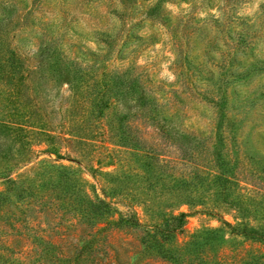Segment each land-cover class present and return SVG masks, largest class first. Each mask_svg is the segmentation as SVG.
<instances>
[{
    "label": "rangeland",
    "instance_id": "obj_1",
    "mask_svg": "<svg viewBox=\"0 0 264 264\" xmlns=\"http://www.w3.org/2000/svg\"><path fill=\"white\" fill-rule=\"evenodd\" d=\"M261 233L264 0H0V264H264Z\"/></svg>",
    "mask_w": 264,
    "mask_h": 264
},
{
    "label": "trees",
    "instance_id": "obj_2",
    "mask_svg": "<svg viewBox=\"0 0 264 264\" xmlns=\"http://www.w3.org/2000/svg\"><path fill=\"white\" fill-rule=\"evenodd\" d=\"M91 204H93L94 208L97 211L103 214L109 215L112 211L110 204H108L104 200L98 199L95 202H91ZM174 220H177V217L172 218L169 221H165V223L157 229V232L159 235H161L162 240L168 241L169 239L173 237L174 230L171 229V226H172V221ZM117 222H122L124 225L129 226V227H135V228L140 227V224L131 217L125 218V219L121 218ZM147 234H149V232H147ZM257 238L264 243V233L258 234Z\"/></svg>",
    "mask_w": 264,
    "mask_h": 264
}]
</instances>
